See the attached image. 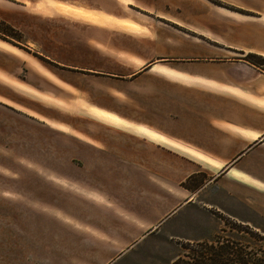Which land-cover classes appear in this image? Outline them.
Listing matches in <instances>:
<instances>
[{"label": "crops", "instance_id": "0c3cea01", "mask_svg": "<svg viewBox=\"0 0 264 264\" xmlns=\"http://www.w3.org/2000/svg\"><path fill=\"white\" fill-rule=\"evenodd\" d=\"M16 1L10 3L27 8ZM57 3L95 20L71 24L64 16L75 17L54 10L50 19L67 24L54 46L68 48L55 63L92 73L103 85L113 81L118 88L103 94L123 104L130 101L122 89L151 74L164 90L150 85L140 95L148 105L134 112L97 102L121 125L100 121L108 133L86 134L92 189L62 193L52 203L39 192L34 223L29 192H0L18 214L4 239L0 234V264H29L31 243L53 246L55 256L63 247L75 255L85 249V258L106 263L111 243L118 256L124 243L157 234L212 243L222 214L245 224L252 214L264 219V0ZM193 179L203 182L184 187ZM164 201L170 213L159 210ZM191 224L197 229L188 233Z\"/></svg>", "mask_w": 264, "mask_h": 264}, {"label": "rangeland", "instance_id": "374dc122", "mask_svg": "<svg viewBox=\"0 0 264 264\" xmlns=\"http://www.w3.org/2000/svg\"><path fill=\"white\" fill-rule=\"evenodd\" d=\"M10 1L0 0V192H29L31 204L28 212L31 223H34L38 220V209L33 203L38 201L32 199H36L39 192L40 197H46L45 200L52 203V197L62 193L69 196L92 189L91 175L89 177L85 167L89 142L86 134L108 133L103 130L107 127L102 124L104 122L121 125L113 117L100 113L104 109L99 108L97 102L118 111L134 112L140 106L148 105L140 97L149 93L150 85L155 92L164 88L159 77L151 74L139 86L122 89L127 92L129 103L123 104L104 95L118 86L113 81L103 85V80L95 79L92 73L54 62L64 50H68L54 46L56 33L67 26L62 27L55 19H50L58 14L55 7L48 0H24L27 8ZM64 17L71 24L79 21ZM24 25L27 33L23 32ZM44 52L49 53L48 56H42ZM65 59L70 60L71 56H65ZM86 89L93 93H86ZM135 100L138 105L134 104ZM191 181L184 187L194 190L203 182L202 179ZM12 203V200L0 196V234L3 239L8 227H13L11 219L18 215ZM159 210L170 213L173 206L164 201ZM219 218L222 229L209 244L215 247L231 245L226 264H239L240 261L251 264L252 255L264 261L263 218L252 214L250 224L223 214ZM196 229L192 224L187 227L188 233ZM189 244L195 243H179L175 235L157 234L139 243H124L118 256L111 243L106 263H103L85 258L80 253L85 249L79 248V254L75 255L69 247H63L62 255L55 256L53 246L42 248L31 243L29 264H107L108 260L111 264H195L197 257L193 259L191 251L185 249Z\"/></svg>", "mask_w": 264, "mask_h": 264}, {"label": "trees", "instance_id": "16d2710c", "mask_svg": "<svg viewBox=\"0 0 264 264\" xmlns=\"http://www.w3.org/2000/svg\"><path fill=\"white\" fill-rule=\"evenodd\" d=\"M228 245L229 243L227 245L221 244L218 247H215V245L209 244V243H195L194 245L189 244L185 246V249L191 251V256L192 255L194 256L193 259L197 257V259H195V264H226V260H228L226 259V257L231 255V253L229 252L230 250L229 247L231 245L230 246ZM190 248H194V249H190ZM207 252H209V255ZM239 255L241 254L239 253ZM205 257H208V258H205ZM251 260H252L251 264H264V261L261 259H257V256L255 255H252ZM239 264H245V262L240 261Z\"/></svg>", "mask_w": 264, "mask_h": 264}, {"label": "bare ground", "instance_id": "6f19581e", "mask_svg": "<svg viewBox=\"0 0 264 264\" xmlns=\"http://www.w3.org/2000/svg\"><path fill=\"white\" fill-rule=\"evenodd\" d=\"M56 11H59L61 13H65L68 14L70 16H73L77 19H81V20H89V21H94L95 19L92 18L91 16L87 15L85 12H78V11H73V10H66L61 6H56L55 7ZM126 29H128L127 27H125Z\"/></svg>", "mask_w": 264, "mask_h": 264}, {"label": "snow or ice", "instance_id": "6c2138e0", "mask_svg": "<svg viewBox=\"0 0 264 264\" xmlns=\"http://www.w3.org/2000/svg\"><path fill=\"white\" fill-rule=\"evenodd\" d=\"M49 3L52 4L53 7H56L58 6V3H57V0H48ZM61 7H63V5H59ZM114 119V118H113ZM143 131V130H142ZM151 135V134H150Z\"/></svg>", "mask_w": 264, "mask_h": 264}]
</instances>
